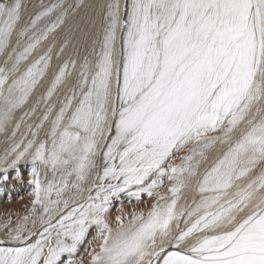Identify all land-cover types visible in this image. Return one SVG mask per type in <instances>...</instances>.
I'll use <instances>...</instances> for the list:
<instances>
[{"label": "snow or ice", "instance_id": "1", "mask_svg": "<svg viewBox=\"0 0 264 264\" xmlns=\"http://www.w3.org/2000/svg\"><path fill=\"white\" fill-rule=\"evenodd\" d=\"M69 8L57 2L21 27V0H0V55L6 57L0 133H7L14 111L45 75L52 47L17 76L21 62L64 24ZM57 10L39 29L38 22ZM104 19L93 58H83L76 84L51 121L50 139L37 137L54 105L36 131L29 127L33 138L26 143L15 140L17 123L12 146L0 157L4 182L10 168L20 179L18 166L30 157L32 212L43 209L32 228L29 216L12 227L11 221L0 224L23 245L0 247V264H84L75 257L86 242L90 264H264V0H126L123 9L121 0H111ZM14 35L19 38L9 52ZM21 39L27 40L22 50ZM69 43L65 39L60 52ZM70 66L75 69L76 61L59 68L48 99ZM217 141L227 150L198 173L205 150ZM188 145L180 165L168 164ZM93 171L95 179L83 188ZM165 177L170 195L158 191ZM193 186L199 201L178 207L182 189ZM122 193L129 202L143 194L156 202L147 213L134 210L127 222L118 215L113 228L107 213ZM35 235L39 239L25 243ZM169 245L187 247L162 255Z\"/></svg>", "mask_w": 264, "mask_h": 264}, {"label": "bare ground", "instance_id": "2", "mask_svg": "<svg viewBox=\"0 0 264 264\" xmlns=\"http://www.w3.org/2000/svg\"><path fill=\"white\" fill-rule=\"evenodd\" d=\"M23 4L22 10V20L20 26L23 27L30 22V19H34L37 14L44 11L47 7H50L52 4L57 2H62L65 6L71 5L72 8L68 9V16L65 18L64 24L57 28L54 32L48 35L47 40L41 41L37 46L34 52L29 56L26 61H22L20 64V72L16 75L22 74L40 55L44 54L49 47H52L51 61L48 69L45 72V75L41 78L38 85L33 89L29 95L27 101L19 107L18 111H14L13 119L8 125L7 133H0V157H3L6 150L10 149L13 143L12 132L15 130V125L20 124L19 130L16 132L15 140L19 141L21 139L27 140L32 139L31 132L29 127L31 126L32 131H36V125H38L47 110L49 105H54L52 113L48 121H45L43 127L39 130L38 140L50 139L49 132L51 129V121L55 118L56 113L58 112L59 107L64 102V98L69 94V89H71L77 82L79 78L80 65L83 63V58L88 55L90 58H93L91 53V48L93 42L101 35L102 28L105 23V16L107 12V4L111 0H21ZM126 0H121L122 9L124 7ZM130 3V0H127ZM80 4V7L76 8L75 5ZM59 14V10L53 12L50 16L42 18L38 22L39 29H45L47 25L53 22L56 19V16ZM124 18H126V12H122ZM18 35H14L12 38L11 46L8 51H11L12 47H16V41ZM65 39H68L70 43L67 47L64 48L63 52H60V48L63 46ZM27 43L26 39H21L20 41V50L23 49ZM122 41H118V48L120 47ZM98 50V49H97ZM5 56L0 55V67L4 66ZM75 60L76 67L73 69L71 66L68 68V75L65 77L64 82L57 87V90L53 93V96L48 99L47 91L51 87V84L59 71V68L63 66L65 62ZM36 109L35 112L32 109ZM27 114V115H26ZM208 136L221 135L219 132H209ZM238 135V133H237ZM193 145H188V147L182 149L181 151L174 154L173 159L168 161V164L180 165L183 161L182 158L186 155H189V149ZM227 150V144L217 141L215 144L211 145L208 149L205 150V158L200 159L197 155L194 157V161L200 159L198 166V173H203L205 169L209 168L218 157H220L223 152ZM99 163L101 165L100 171L102 174L103 170V157L99 158ZM21 178H16L15 170L9 169L8 181H0V224H4L8 221H11L10 227L15 226L18 222L23 220V217L29 216L27 226L32 228L31 221L37 219L40 215H43V209L41 206L37 205L35 213L32 212L33 209V200L35 199L34 195V185L29 181L32 179L30 175L31 163L30 157H27L25 160H22L18 166ZM167 167V164L165 165ZM255 174H259V166L255 170ZM153 179L155 177H152ZM47 179H52L51 171L48 172ZM95 179V171L90 177L88 182L82 184L83 188H88L90 186V181ZM72 181L75 180L73 176ZM171 188V182L165 177L164 186L158 189L162 194L169 193ZM135 191V188L132 189ZM95 195V192L92 193ZM67 195V194H66ZM84 197H87L88 193L85 191L83 193ZM170 195V193H169ZM53 199L55 195L53 194ZM200 194L195 187H189L182 189L181 199L178 202V207L192 206L193 201H199ZM121 201L123 204H121ZM154 198L148 197L146 194L142 195L140 201L136 199H131L129 202V197L126 194H121L117 198H113L109 206L107 213V218L113 228L116 227L115 218L118 215H122L127 222V219L130 218V214L135 210L136 212H145L150 210L151 205L155 203ZM184 219H187L185 217ZM55 222V221H53ZM187 226H191L190 224ZM180 228L185 229L186 225L184 220L180 222ZM34 232L42 231V228L39 222L36 224V227L33 229ZM97 229L95 226L91 227L88 232L87 240H91L93 236L96 235ZM36 239H39L38 235L32 237L30 241L25 243L35 242ZM23 246L21 243L12 241L7 235L6 230H0V247H19ZM94 246V245H93ZM89 245L86 242L80 247L79 252L76 254V259L83 258L84 264H90L91 257L85 251ZM186 245H181L179 248L174 245H169L165 249L166 254L169 251H180L185 250ZM65 257H62V260H66Z\"/></svg>", "mask_w": 264, "mask_h": 264}, {"label": "rangeland", "instance_id": "3", "mask_svg": "<svg viewBox=\"0 0 264 264\" xmlns=\"http://www.w3.org/2000/svg\"><path fill=\"white\" fill-rule=\"evenodd\" d=\"M18 110H19V108L16 109V111H18Z\"/></svg>", "mask_w": 264, "mask_h": 264}]
</instances>
